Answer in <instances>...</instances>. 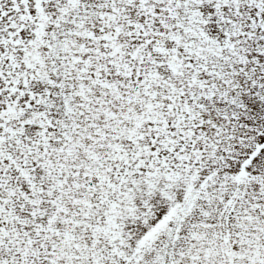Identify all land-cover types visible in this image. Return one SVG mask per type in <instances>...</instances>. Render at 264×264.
<instances>
[{
  "label": "snow or ice",
  "instance_id": "snow-or-ice-1",
  "mask_svg": "<svg viewBox=\"0 0 264 264\" xmlns=\"http://www.w3.org/2000/svg\"><path fill=\"white\" fill-rule=\"evenodd\" d=\"M0 264H264V0H0Z\"/></svg>",
  "mask_w": 264,
  "mask_h": 264
}]
</instances>
